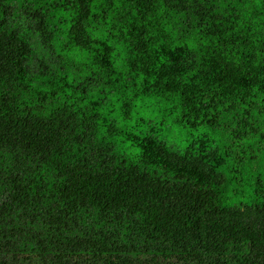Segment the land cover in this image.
<instances>
[{"label": "trees", "instance_id": "1", "mask_svg": "<svg viewBox=\"0 0 264 264\" xmlns=\"http://www.w3.org/2000/svg\"><path fill=\"white\" fill-rule=\"evenodd\" d=\"M0 264H264V0H0Z\"/></svg>", "mask_w": 264, "mask_h": 264}]
</instances>
